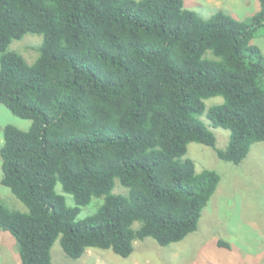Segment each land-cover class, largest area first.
<instances>
[{
  "label": "trees",
  "instance_id": "1",
  "mask_svg": "<svg viewBox=\"0 0 264 264\" xmlns=\"http://www.w3.org/2000/svg\"><path fill=\"white\" fill-rule=\"evenodd\" d=\"M259 5L245 22L205 20L183 0H0V103L31 122L7 125L0 149L2 184L28 209L0 200L20 264H53L58 239L74 260L88 249L128 258L136 241L168 247L197 231L220 178L196 171L188 145L238 165L264 143ZM28 34L42 37L33 63L10 49ZM215 97L224 102L207 109ZM204 115L230 131L226 149ZM93 198L104 202L79 219Z\"/></svg>",
  "mask_w": 264,
  "mask_h": 264
},
{
  "label": "rangeland",
  "instance_id": "2",
  "mask_svg": "<svg viewBox=\"0 0 264 264\" xmlns=\"http://www.w3.org/2000/svg\"><path fill=\"white\" fill-rule=\"evenodd\" d=\"M140 1V0H137ZM185 8L208 20L218 11L249 22L259 11V0H183ZM41 36L28 34L14 41L10 49L22 55L28 63L38 56L37 48ZM252 44L264 55V30L255 32ZM222 97L205 100L207 109L223 103ZM201 120L216 137V149L224 150L230 141V131L214 127L204 115ZM7 125L28 130L29 120L20 119L0 103V149L3 145L4 128ZM185 158L191 159L198 173L204 170L219 175V184L206 208L202 212L196 232L183 241L168 247L159 246L153 239L134 242V252L122 258L110 250L88 249L77 260L69 258L63 251L59 239L51 249L53 264H264V143H255L240 164L235 165L219 159L216 150L198 143H190ZM2 160L0 156V200L9 208L27 213L28 209L2 184ZM68 206L74 201L71 195L56 187ZM113 193L127 195L119 180H115ZM103 198H93L83 207L79 219L93 215L103 204ZM224 241L230 248H221ZM0 264H20L15 238L0 229Z\"/></svg>",
  "mask_w": 264,
  "mask_h": 264
}]
</instances>
